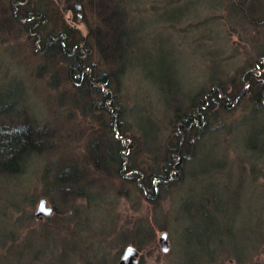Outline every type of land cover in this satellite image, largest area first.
<instances>
[{"label": "rangeland", "instance_id": "obj_1", "mask_svg": "<svg viewBox=\"0 0 264 264\" xmlns=\"http://www.w3.org/2000/svg\"><path fill=\"white\" fill-rule=\"evenodd\" d=\"M44 1L40 24L0 0V127L26 125L41 144L22 174L0 175V264H119L130 247L139 264H264V0H118L131 44L109 64L65 34L71 25L88 39L104 23L90 0ZM55 33L67 53L88 54L94 77L117 72L124 164L92 161L95 143L121 135L99 97L84 108ZM193 109L202 125L181 135L176 116ZM174 149L182 171L146 193L143 174ZM72 171L62 194L56 178ZM41 200L50 217L36 216Z\"/></svg>", "mask_w": 264, "mask_h": 264}, {"label": "trees", "instance_id": "obj_2", "mask_svg": "<svg viewBox=\"0 0 264 264\" xmlns=\"http://www.w3.org/2000/svg\"><path fill=\"white\" fill-rule=\"evenodd\" d=\"M10 1L13 2L15 13L19 17L18 19H21V20L25 18L26 19L27 18L36 19V20L40 19V24H42L46 20L44 11H47V9L42 4L44 0H35V1L34 0H10ZM19 1L22 2L21 5ZM32 1H34V5L31 4L33 3ZM80 1L78 0V2ZM118 2H119L118 0L117 1L97 0V2L90 0V5L95 6V11L97 15L101 17V22H104V23H102V25H100L99 27H95L92 31L90 30L88 39L84 38L80 34V32L77 29H75L73 26L71 25L65 26L64 27L66 28L65 34L66 36H68V40L71 41V44L70 43L68 44H70V46L74 45L75 48L77 49H79V47L81 48L83 45V47L80 49L82 50L85 48L87 49L89 45L91 47V43H95L98 46V50L102 54L101 56L103 57V59L107 60L109 64L110 51H113L114 47L117 48V51H122V50H125V48L131 44L130 41H124L125 36H127L126 34L128 33V30L125 26V19L123 17V15L126 14V12L123 9V7L120 5V3L118 4ZM23 4L27 6L23 7L24 6ZM46 4L49 5L48 2ZM69 10H73L74 12L76 11L74 4L71 6V8H69ZM23 15L25 16V18ZM63 35L64 34L62 33L52 34L49 36L50 38L48 37L50 40L49 42L52 43L53 48L56 47L55 49L57 50L59 49L63 53V58L66 59L68 63L71 65L70 66L71 80L70 79L69 80L74 86L77 87L76 88V90L78 91L77 93L82 94L83 98L85 99V102L83 104L86 110L92 111L91 110L92 108L94 109V111L96 110L89 96L86 99V96L88 95L87 90L97 87V85L100 86L99 92L101 93L102 96L106 97L105 99H102L103 100L102 103H100V105L97 106V107H101V109L100 108L99 109L102 110L104 107L103 102L105 100H108V103L113 100L112 97H110V94L108 92L103 91V88L105 87L107 89H110V82L111 81L115 82L117 80V78L115 77L112 78L111 76L113 75L116 76L117 72H113V71L105 72L103 75H100V76L98 75L97 77H94L95 74L93 75V70H95V66L87 63L88 54L82 53V55L76 56L72 54L71 51L67 53L66 50L68 49L67 48L68 44L66 43V46L63 44L64 42L62 39ZM91 50L92 49H90V51ZM121 69L122 68L119 66V71L123 70ZM84 71H88L89 73L84 74L83 73ZM82 75L83 77H81ZM108 77L109 79H107ZM261 85L262 86L257 89L258 91L256 93L258 94L256 98L258 100H261L264 94V84H261ZM84 88H87V89L85 90ZM96 90L97 88H95V91ZM87 102L89 104L91 102V105H90L92 106L91 108L88 107ZM210 102H212L211 98L207 97L206 104L208 103L210 104ZM211 104L214 105L215 102ZM109 106L113 107V104L109 103ZM203 107L204 106H201V108ZM207 107H209V105ZM113 108H115L116 114L111 113V112L109 113L107 125H112V126L114 125L112 122V117H113V120H115L117 129L120 132V135L123 137L124 131L121 130V126H120L122 124L121 110L120 108H117L115 106ZM202 120H203L202 113L200 114L190 113L189 115H187V117L183 119V121H180L179 124H177L178 129H179L177 132H181V135H182V133L186 131L187 128H189V126H193L194 128L198 129L199 125H202ZM25 126L26 125L17 126V127H9V128L0 127V175H12L13 176V175H18V173L22 174L26 170L27 159L30 157V154L36 151L37 153H39V151L41 150L39 136L34 131H32L30 127H25ZM127 140L130 141V139H127ZM105 143L106 141H102V140H100L98 143H95L94 148L96 147V151L98 150L101 153L99 157H96L97 159L94 158L93 155L91 156L92 161L94 162L96 167H99V166L102 167V165L105 163L109 164L108 162L112 159L113 160L115 159V162H117V164L119 165L124 164L127 157L125 153L123 152L124 149L122 148L121 142L118 140H115L114 142H112L113 144H111L110 141H108V143L106 144ZM127 148L129 149V146ZM181 151L182 150L179 151V149L178 151H176V149L172 151H168L164 158L163 167L156 174L154 173H150V174L144 173L143 174V177L146 176L145 189L146 190L148 189V192H146L145 190L146 193H151V191L155 192L158 185L170 184L171 181L169 180L172 177V173L173 174L176 173L175 169L177 171L179 169L182 171V165L184 164L185 157H184V154H181ZM91 152H93V150ZM103 154L108 157L106 161L102 159ZM178 156H180L183 161L182 165H181L182 161L181 163L180 161L179 163H176V159ZM72 172L75 174V176L68 178L67 180H64L63 177L61 179L56 178L57 179L56 187H58L59 190H63L62 194H64L65 185L67 183H70L71 186H74V184H76L77 174L75 171H72ZM70 188H72V191H75L74 190L75 187H70ZM74 209L76 210L77 207H75Z\"/></svg>", "mask_w": 264, "mask_h": 264}, {"label": "bare ground", "instance_id": "obj_3", "mask_svg": "<svg viewBox=\"0 0 264 264\" xmlns=\"http://www.w3.org/2000/svg\"><path fill=\"white\" fill-rule=\"evenodd\" d=\"M116 49V50H115ZM115 51H116V54H117V48L116 47H114V49H113V51H110V55H109V59H110V61H112L113 62V60H114V56H116V55H114L115 54ZM118 55V54H117ZM118 57V56H117ZM114 64H117V61L116 62H114ZM89 71V70H88ZM88 71H84L83 73L84 74H87V73H89ZM91 72V71H90ZM119 75V74H118ZM81 77H83V75L81 76ZM115 76H113L112 78H114ZM97 85V84H96ZM99 85H97V87H94V88H91V89H89V90H87V92H88V96H89V98L91 99L92 97L90 96V94H93V97L94 96H96V97H99V101H98V103H97V106H99L100 105V103H102V99H105L106 97L105 96H102L101 95V93L99 92V88H100V86L98 87ZM95 88H97V90L95 91ZM85 90L87 89V88H84ZM120 90H121V88H120ZM103 91L104 92H108L109 94L111 93L112 94V92L109 90V89H107V88H103ZM110 97H112V103L111 104H114L115 103V99H116V96H115V99H114V97L112 96V95H110ZM92 100V102H93V104H94V99H91ZM108 103V101L107 100H105L104 102H103V109H102V111H103V113H105V114H109L110 112L111 113H114V114H116V110H115V108H113V107H110L109 106V103ZM209 104V103H208ZM208 104H206L205 105V107L206 106H208ZM193 108H194V106H193ZM196 108V107H195ZM198 108H199V110H201L202 108H201V106H198ZM101 109V108H100ZM201 113V112H200ZM200 113H196L195 111H194V109H193V111H191V114H200ZM182 116V115H181ZM185 117H187V114H185V115H183L182 117H180V116H176V118H179L180 119V121H183V119L185 118ZM119 135H120V133H119ZM120 139H122V140H126L127 141V139L128 138H124V137H118L116 140H118V141H121ZM129 146H130V144H129ZM128 147V146H127ZM179 158H181V157H179ZM165 164V163H164ZM124 167V168H123ZM123 169H125V166L123 165ZM176 171V170H175ZM178 173H180V170H178V171H176V173L175 174H178ZM172 175H173V173H172ZM173 177V176H172ZM171 179V178H170ZM170 181V180H169ZM144 188H145V186H144Z\"/></svg>", "mask_w": 264, "mask_h": 264}, {"label": "water", "instance_id": "obj_4", "mask_svg": "<svg viewBox=\"0 0 264 264\" xmlns=\"http://www.w3.org/2000/svg\"><path fill=\"white\" fill-rule=\"evenodd\" d=\"M53 214L52 207L47 206V202L45 200H41L39 203L38 210L36 212V216H46L50 217ZM160 243L162 244L163 252H167L169 249L168 244V235L164 233L161 237ZM139 252L134 248H127L120 260L119 264H139L138 262Z\"/></svg>", "mask_w": 264, "mask_h": 264}]
</instances>
